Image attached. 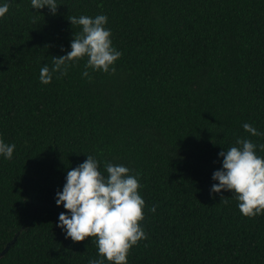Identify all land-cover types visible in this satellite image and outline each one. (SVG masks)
Wrapping results in <instances>:
<instances>
[{
    "label": "trees",
    "instance_id": "16d2710c",
    "mask_svg": "<svg viewBox=\"0 0 264 264\" xmlns=\"http://www.w3.org/2000/svg\"><path fill=\"white\" fill-rule=\"evenodd\" d=\"M7 2L0 138L16 147L0 157V254L11 244L0 264L98 258L94 238L73 242L56 226L66 212L56 193L87 155L105 175V162L139 174L147 239L128 264H264V215L245 217L233 192L222 202L210 191L221 151L237 139L264 144V0H57L56 15ZM81 15L108 17L122 53L115 73L83 77L85 57L42 84Z\"/></svg>",
    "mask_w": 264,
    "mask_h": 264
},
{
    "label": "clouds",
    "instance_id": "9594fccd",
    "mask_svg": "<svg viewBox=\"0 0 264 264\" xmlns=\"http://www.w3.org/2000/svg\"><path fill=\"white\" fill-rule=\"evenodd\" d=\"M31 7L37 11L47 8L56 15L59 5L57 0H31ZM8 12L9 3L0 0V19ZM70 21L81 26V32L74 35L71 51L53 57L51 69L47 65L41 68L42 84H50L53 73L66 76L69 66L85 57V78L89 76L87 69L110 74L116 71L114 65L122 53L113 46L111 30L106 27L108 17L81 15ZM243 128L251 136L262 135L251 124L244 123ZM236 145L218 154L223 158L222 168L213 173L212 179L218 183H213L210 191L220 194L222 202L223 191L233 192L245 217L264 215V156L257 154V147L264 151V144L257 146L249 139H237ZM15 147L0 138V157L11 160ZM104 170L107 175L100 170V161L87 155L85 162L67 171L63 189L56 193V205L66 212L60 213L56 226L73 242L94 238L98 258H91L88 264H128L130 250L147 239L141 226L145 200L139 193V174L133 175L128 167L111 162H105ZM150 211L155 212V207Z\"/></svg>",
    "mask_w": 264,
    "mask_h": 264
},
{
    "label": "water",
    "instance_id": "95a60500",
    "mask_svg": "<svg viewBox=\"0 0 264 264\" xmlns=\"http://www.w3.org/2000/svg\"><path fill=\"white\" fill-rule=\"evenodd\" d=\"M10 245H11V244H10ZM10 245L7 246V248L4 250V252H2V253L0 254V258L3 257V256L8 252V250L10 249Z\"/></svg>",
    "mask_w": 264,
    "mask_h": 264
}]
</instances>
